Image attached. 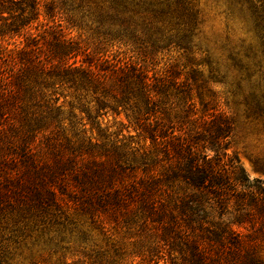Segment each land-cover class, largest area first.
<instances>
[{"label":"trees","instance_id":"trees-1","mask_svg":"<svg viewBox=\"0 0 264 264\" xmlns=\"http://www.w3.org/2000/svg\"><path fill=\"white\" fill-rule=\"evenodd\" d=\"M215 1L253 35L228 84L264 121V0ZM64 8L0 0V264L18 230L54 264H264V182L227 154L199 0H92V35Z\"/></svg>","mask_w":264,"mask_h":264},{"label":"rangeland","instance_id":"rangeland-1","mask_svg":"<svg viewBox=\"0 0 264 264\" xmlns=\"http://www.w3.org/2000/svg\"><path fill=\"white\" fill-rule=\"evenodd\" d=\"M221 5V2L218 3L215 0H199V7L203 13V24L195 44L202 50L208 51L214 61L221 62L220 72L225 74L227 78L226 86H212V90L220 94L221 97H224V94L227 92L231 93L226 94V101L228 102L227 108L223 106V103H225L223 98L220 100L222 103L220 109L228 115H231L234 121V129L227 154L237 159L249 181L260 180L264 182V173L255 168L256 163H262L264 161V121L246 113L242 102V95L235 93L233 86L228 84L232 81V77L237 76V72L232 67L233 63L225 60L230 49L236 47L237 40L245 39L246 43H253L254 39L253 35L248 33L247 29L242 28V24L238 21H236L237 24L234 33L226 32L224 16L221 14L223 6ZM64 6V14L71 21L80 23L83 26V32H87V35H92V0H64ZM74 31L70 33L71 36L76 35ZM31 33H34V31L31 30ZM228 42H230L229 45H227ZM243 52L241 51L242 54ZM170 56H173V54H170ZM170 56L158 55L157 67H163ZM244 63L249 64L250 61L243 60L242 64ZM261 73H264V66L259 70V73L257 72L255 74L252 81L258 83L261 80ZM247 93V87L243 88V95ZM67 101L65 99V104ZM65 110L67 111V108ZM108 120V125H111V118H108ZM2 233L5 236L3 238H10L8 247L13 254V263L21 262V264H26L28 259L39 254L43 259L42 264H54L56 262L55 256L50 257L45 255L44 251H41L39 247L33 245L34 236L29 231L18 230V232H14L11 235H8L5 231ZM2 243L5 244V242Z\"/></svg>","mask_w":264,"mask_h":264}]
</instances>
